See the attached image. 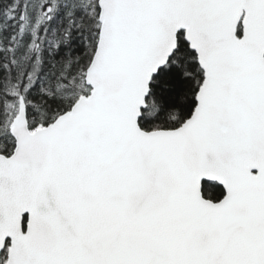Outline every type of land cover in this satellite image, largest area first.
I'll return each mask as SVG.
<instances>
[{"label": "snow or ice", "instance_id": "1", "mask_svg": "<svg viewBox=\"0 0 264 264\" xmlns=\"http://www.w3.org/2000/svg\"><path fill=\"white\" fill-rule=\"evenodd\" d=\"M0 264H264V0H0Z\"/></svg>", "mask_w": 264, "mask_h": 264}]
</instances>
